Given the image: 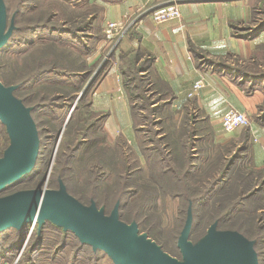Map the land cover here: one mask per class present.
Segmentation results:
<instances>
[{
	"label": "rangeland",
	"instance_id": "1",
	"mask_svg": "<svg viewBox=\"0 0 264 264\" xmlns=\"http://www.w3.org/2000/svg\"><path fill=\"white\" fill-rule=\"evenodd\" d=\"M5 2L8 24L13 20L16 27L0 50V80L17 85V96L33 107L41 142L34 169L0 196L40 186L58 188L62 180L83 203L95 201L107 212L120 201L121 219L137 221L140 232L177 257L178 237L192 207L191 240L198 241L218 221L221 229H236L255 239L264 264V167L253 165L246 131L264 118V0H244L248 17L229 22L231 35L249 42L245 50L231 47L214 56L198 50L202 71L225 75L255 104L247 113L249 123L241 127L239 144L223 134L234 131L220 130V121L200 126V121L210 119L192 100L200 92L175 110L172 97L157 95L150 72L140 73L139 68L127 70L124 77L133 94V136L113 130L107 120L110 113L93 108L91 86L120 60L119 41L135 21L149 16L147 11L136 12L124 32L106 33L112 47L93 60L88 31L98 4ZM70 27L74 29L67 30ZM204 73L205 87L213 86L215 75L207 73L208 78ZM113 114V122L118 116L121 122L120 112ZM10 141L0 120V157ZM21 229L18 240L14 227L0 233V264H115L103 250H94L50 221L41 230L37 223Z\"/></svg>",
	"mask_w": 264,
	"mask_h": 264
},
{
	"label": "crops",
	"instance_id": "2",
	"mask_svg": "<svg viewBox=\"0 0 264 264\" xmlns=\"http://www.w3.org/2000/svg\"><path fill=\"white\" fill-rule=\"evenodd\" d=\"M89 1L100 6L91 14L94 18L89 27L91 31H88L89 40L94 43L92 57L93 60H97L103 50H110L112 47L111 37L103 32L109 21L132 18L140 10L147 11V15L151 8L165 4L169 0ZM243 2L244 0H186L180 3L182 11L180 19L156 23L147 16L135 21L129 34L125 35L116 47V54L120 60L114 61L113 66L90 91L93 108L110 113L107 120L110 121L109 125L113 130L120 128L127 138L133 136L134 118L131 103L133 94L129 86L125 85L124 77L127 70L139 68L140 73L150 72L151 84L154 87L152 90L156 91L157 95L172 97L170 106L175 110L181 107L183 109L184 104L189 101V91L193 82L205 77L201 75L203 72L206 75H215L211 79L213 86L204 87L200 95L192 99L210 118L207 122L200 121L202 127H206L208 122L214 126L220 121L222 130L221 118L230 106L246 113L251 112L250 108H253L251 99L243 97L236 84L229 82L225 75L216 76L217 72L210 71L211 69L209 70L211 73L206 69L202 71L197 62V56L201 55L198 50L214 56L231 51V47L243 51L249 45V42L241 41L230 33L231 20L248 17L247 4ZM113 111L120 112L121 122L119 116L118 122H113L115 119ZM220 130L215 129L216 132ZM240 130L241 128L223 134L234 138L233 140L238 143ZM108 131L112 135L113 131ZM246 131L249 136L247 153L252 155L255 167H264V118L261 122H253Z\"/></svg>",
	"mask_w": 264,
	"mask_h": 264
},
{
	"label": "water",
	"instance_id": "3",
	"mask_svg": "<svg viewBox=\"0 0 264 264\" xmlns=\"http://www.w3.org/2000/svg\"><path fill=\"white\" fill-rule=\"evenodd\" d=\"M15 23L8 24L7 5L0 0V50L9 41ZM17 85L0 80V120L10 144L0 157V192L28 175L36 166L40 136L33 107L15 94ZM120 201L110 212L95 201L85 204L71 194L60 180L58 188L21 189L0 196V233L8 228L38 224L41 230L50 221L74 233L82 243L106 252L115 264H260L256 240L236 229H221L214 221L198 241L190 238L193 209L188 208L178 237L181 257L139 230L137 221L120 217Z\"/></svg>",
	"mask_w": 264,
	"mask_h": 264
},
{
	"label": "built area",
	"instance_id": "4",
	"mask_svg": "<svg viewBox=\"0 0 264 264\" xmlns=\"http://www.w3.org/2000/svg\"><path fill=\"white\" fill-rule=\"evenodd\" d=\"M182 0H169L167 3L152 8L148 15L156 22L163 23L182 17L180 3ZM131 19L125 18L120 20L109 21L103 28L104 32L109 35L120 34L130 25ZM205 77H200L193 82L189 91V96L198 94L206 86ZM249 123L247 113L230 106L222 115L221 124L225 132H232Z\"/></svg>",
	"mask_w": 264,
	"mask_h": 264
},
{
	"label": "trees",
	"instance_id": "5",
	"mask_svg": "<svg viewBox=\"0 0 264 264\" xmlns=\"http://www.w3.org/2000/svg\"><path fill=\"white\" fill-rule=\"evenodd\" d=\"M43 27H46V25H44ZM78 26H76V28H77ZM34 29H35V27H34ZM74 28L73 27H70L69 29H67V30H73ZM39 75V74H38ZM35 80H36V78H35ZM129 82H130V80L128 79V80H125V83L127 84V85H129ZM97 83H98V79H97V81L95 80L94 81V83H93V86H91V87H95L96 85H97ZM16 94V93H15ZM17 95V94H16ZM7 131V130H6ZM22 231H23V229H16V235H17V240L18 239H20V237L22 236ZM180 255H181V253H180Z\"/></svg>",
	"mask_w": 264,
	"mask_h": 264
},
{
	"label": "bare ground",
	"instance_id": "6",
	"mask_svg": "<svg viewBox=\"0 0 264 264\" xmlns=\"http://www.w3.org/2000/svg\"><path fill=\"white\" fill-rule=\"evenodd\" d=\"M35 225V224H34Z\"/></svg>",
	"mask_w": 264,
	"mask_h": 264
}]
</instances>
